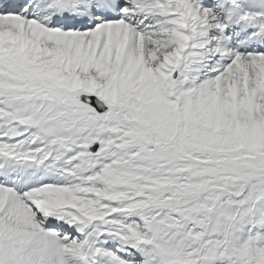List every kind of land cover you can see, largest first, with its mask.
<instances>
[{"label": "snow or ice", "instance_id": "obj_1", "mask_svg": "<svg viewBox=\"0 0 264 264\" xmlns=\"http://www.w3.org/2000/svg\"><path fill=\"white\" fill-rule=\"evenodd\" d=\"M0 264H264V0H0Z\"/></svg>", "mask_w": 264, "mask_h": 264}]
</instances>
